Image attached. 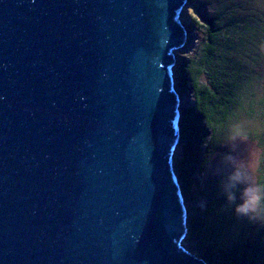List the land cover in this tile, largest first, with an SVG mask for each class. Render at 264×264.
Segmentation results:
<instances>
[{
    "label": "water",
    "instance_id": "1",
    "mask_svg": "<svg viewBox=\"0 0 264 264\" xmlns=\"http://www.w3.org/2000/svg\"><path fill=\"white\" fill-rule=\"evenodd\" d=\"M185 2L0 0V264H209L174 155Z\"/></svg>",
    "mask_w": 264,
    "mask_h": 264
},
{
    "label": "trees",
    "instance_id": "2",
    "mask_svg": "<svg viewBox=\"0 0 264 264\" xmlns=\"http://www.w3.org/2000/svg\"><path fill=\"white\" fill-rule=\"evenodd\" d=\"M244 15L239 17L232 10L226 17L209 12L191 17L187 28L195 32L198 44L177 68L179 85L191 96L195 108L182 110L176 169L185 200L204 201L202 208H192L186 241L209 264H264V225L243 230L240 236H228L229 221L221 218L227 201L220 196V175L215 172L220 167L215 148L243 111L251 127L248 130L262 148L258 180L264 181V99L244 100L246 93H257L248 45L257 36L259 22L250 14ZM236 220L231 219L234 227Z\"/></svg>",
    "mask_w": 264,
    "mask_h": 264
},
{
    "label": "rangeland",
    "instance_id": "3",
    "mask_svg": "<svg viewBox=\"0 0 264 264\" xmlns=\"http://www.w3.org/2000/svg\"><path fill=\"white\" fill-rule=\"evenodd\" d=\"M199 1L200 0H186V2L182 5L178 17L181 18L186 23V25L189 23V19L191 17L194 16L200 18L202 13H208V12L213 13L216 16L219 15L226 17V15H228V13H230L232 10H236V14L239 17H245L244 14H250V16L253 19L255 18L258 19L259 28L256 31L257 36L253 41V43L248 45L249 46L248 49L251 51L248 54V63L250 68L254 71L255 77L252 80L253 81L252 84H254L253 85L254 91H256L257 93H255L254 96L248 95L246 93L244 100H246L247 102L250 101L249 103H251L252 100L257 101L259 99H264V0H201V4L199 3ZM187 32L195 33L194 31H191L188 28H187ZM198 39L199 38L197 36L196 38L194 37L186 38L185 45L177 50L179 58H177L178 60L176 64L173 66L176 73H177V68L180 65L181 59L185 56L190 55L193 52V50L196 48L198 44ZM187 97L191 101V96L187 95ZM186 104L189 105L190 103L186 102ZM237 117L240 120L236 121L234 124L242 123L244 125L247 134V139L246 140L237 139L235 141V151L234 152L231 151V146L227 142H225V140L229 136L230 129L233 125L232 123L229 126V131L227 135L223 137L216 146L214 155L216 156L218 165H220V167H223L222 160H223V155L225 153L231 152L232 155H236L242 158H247L251 152L250 162L255 170L256 179L258 180L260 173L262 148L258 143V141L254 139L253 135H251L250 130H248V128L251 127L247 125V119L244 112L241 111V113H239ZM180 147H181V143L178 144L177 151H175L174 153L175 157H178L180 155V151H181ZM219 179H221V176L219 177ZM220 196H224V195L221 193ZM237 196L239 197V193H237ZM237 202H239V199L237 200ZM185 204L187 210L186 213L188 214L186 220L188 223V218L192 217L194 214V211L192 212L193 206L196 205L202 208L204 206V201H192L189 203L185 200ZM226 204L224 205V207L221 208V209H225L223 213L225 216H221V218H223L224 221H229L228 225L230 226V228L229 230L228 229L226 230L228 236L231 237L240 236L241 235L240 232H242L243 230L248 232L256 229L258 226L262 227V225L259 223L249 222V220L246 217H238L235 214L234 206L228 207L226 206ZM232 218L235 220L237 219L236 221H238L236 227H234L232 224L231 221ZM227 238L226 240H228ZM189 248L192 249L191 247Z\"/></svg>",
    "mask_w": 264,
    "mask_h": 264
},
{
    "label": "clouds",
    "instance_id": "4",
    "mask_svg": "<svg viewBox=\"0 0 264 264\" xmlns=\"http://www.w3.org/2000/svg\"><path fill=\"white\" fill-rule=\"evenodd\" d=\"M237 139H247L242 123L233 124L225 140L231 146L232 152L235 151ZM250 161L251 152L247 158L232 155L231 152L225 153L222 160L223 167H217L215 172L221 176L220 190L226 198V206H234L238 217H246L251 223L264 225V181L256 179Z\"/></svg>",
    "mask_w": 264,
    "mask_h": 264
},
{
    "label": "bare ground",
    "instance_id": "5",
    "mask_svg": "<svg viewBox=\"0 0 264 264\" xmlns=\"http://www.w3.org/2000/svg\"><path fill=\"white\" fill-rule=\"evenodd\" d=\"M189 100H190V99H189ZM191 101H192V99H191ZM186 105H187V104H186ZM189 105H190V104H189ZM187 107H188V105H187ZM176 150H177V149H176ZM176 150H175V151H176Z\"/></svg>",
    "mask_w": 264,
    "mask_h": 264
}]
</instances>
